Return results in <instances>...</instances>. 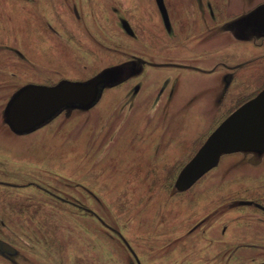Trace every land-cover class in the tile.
<instances>
[{"label":"rangeland","instance_id":"1","mask_svg":"<svg viewBox=\"0 0 264 264\" xmlns=\"http://www.w3.org/2000/svg\"><path fill=\"white\" fill-rule=\"evenodd\" d=\"M262 3L0 0V264H264V153L175 187L264 87V36L230 27ZM109 67L93 105L24 134L4 120L21 86Z\"/></svg>","mask_w":264,"mask_h":264},{"label":"water","instance_id":"2","mask_svg":"<svg viewBox=\"0 0 264 264\" xmlns=\"http://www.w3.org/2000/svg\"><path fill=\"white\" fill-rule=\"evenodd\" d=\"M161 11L163 0H156ZM240 30H256L264 36V3L230 24ZM243 32V33H242ZM121 67H109L89 80L63 79L52 85L28 83L17 89L9 98L4 120L17 134L31 132L67 106L89 107L99 98L105 85L121 79ZM247 152L264 153V87L254 96L232 110L207 136L193 157L181 168L175 187L187 190L206 172L215 167L223 154ZM264 210V207L258 205ZM3 243H0V247Z\"/></svg>","mask_w":264,"mask_h":264},{"label":"flooded vegetation","instance_id":"3","mask_svg":"<svg viewBox=\"0 0 264 264\" xmlns=\"http://www.w3.org/2000/svg\"><path fill=\"white\" fill-rule=\"evenodd\" d=\"M208 7H209V4H208ZM257 7V6H256ZM210 8V7H209ZM210 13H212V11H209ZM237 29H235V31H236ZM248 31H250V30H246L245 31V33H248ZM247 35V34H246ZM137 60H139V61H141V62H144L142 59H137Z\"/></svg>","mask_w":264,"mask_h":264}]
</instances>
